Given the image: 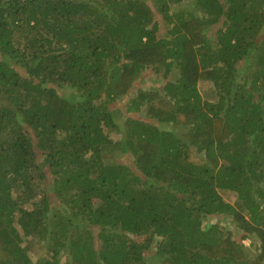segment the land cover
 Segmentation results:
<instances>
[{"label": "trees", "instance_id": "1", "mask_svg": "<svg viewBox=\"0 0 264 264\" xmlns=\"http://www.w3.org/2000/svg\"><path fill=\"white\" fill-rule=\"evenodd\" d=\"M0 264H264V0H0Z\"/></svg>", "mask_w": 264, "mask_h": 264}, {"label": "rangeland", "instance_id": "2", "mask_svg": "<svg viewBox=\"0 0 264 264\" xmlns=\"http://www.w3.org/2000/svg\"><path fill=\"white\" fill-rule=\"evenodd\" d=\"M185 8H189V9H191L192 8V6H189L188 4L187 5H185L184 6ZM161 21V20H160ZM161 24V28H160V31H159V34L162 36V35H165L166 34V24L165 23H163L162 21L160 22ZM218 26V24H216V25H213L212 27H211V29L210 30H208V34H210L209 36L211 37V35H213V30H214V28L216 29V27ZM151 79H152V75H151V72L150 71H146L144 74H143V76H142V79L139 81V83H138V85H140L142 82H144V83H148V84H150L151 83ZM205 87V85L203 84V86L202 85H200V88L202 89V88H204ZM133 90L131 91V93L133 92V91H135L136 90V87H133L132 88ZM130 93V94H131ZM129 94V95H130ZM129 95L127 96H125L124 98H123V100H122V102L123 101H126V100H128V98H129ZM132 95V94H131ZM121 104H118V106H120ZM178 128H176V127H173V130H177ZM117 158H120V155H117ZM220 194L222 195V197L225 199V200H227V201H232L233 199H234V197H235V195H234V193L233 192H230V191H220ZM221 217H220V219H217V217L216 218H210V223H215V222H219V225L221 226V227H223L224 229H226V230H228V229H234V224H233V222H232V220L230 219V218H227V219H225L226 217H224V216H222V215H220ZM235 237H239V235H238V233H237V235H235ZM243 241V243L244 244H246V245H249L250 244V242H251V240L250 239H248V238H245V239H243L242 240ZM29 254V257L31 258V260L34 262V263H36L37 261H38V256L36 255V254H33L32 252H29L28 253Z\"/></svg>", "mask_w": 264, "mask_h": 264}]
</instances>
